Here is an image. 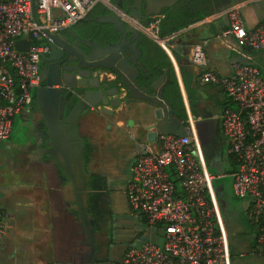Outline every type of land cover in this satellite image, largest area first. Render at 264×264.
<instances>
[{"label": "built area", "instance_id": "obj_1", "mask_svg": "<svg viewBox=\"0 0 264 264\" xmlns=\"http://www.w3.org/2000/svg\"><path fill=\"white\" fill-rule=\"evenodd\" d=\"M102 6L123 23L160 44V21L145 26L114 0H0V145L13 132L15 117L31 104L40 87V63L53 38ZM226 35L240 49L264 54V22L249 29L239 7L227 9ZM26 41L27 50L17 42ZM190 61L205 85L221 86L235 105L221 116L228 154L237 168L227 175L209 172L201 137L188 117L187 137L163 136L142 145L130 167L124 196L155 235L129 247L122 264H233L229 234L215 192V181L229 177L235 197L249 201L248 219L264 246V81L260 70L236 64L232 76L206 68L205 46L192 48ZM9 214L0 209V248L9 231ZM247 257L242 253L240 258Z\"/></svg>", "mask_w": 264, "mask_h": 264}, {"label": "crops", "instance_id": "obj_2", "mask_svg": "<svg viewBox=\"0 0 264 264\" xmlns=\"http://www.w3.org/2000/svg\"><path fill=\"white\" fill-rule=\"evenodd\" d=\"M114 2L118 5L116 1ZM96 7L86 18L89 19V22H93L105 9L102 6ZM231 7L240 8L249 29H254L264 22V0H232L229 6L218 10L213 15L197 21L171 36L164 37L174 40L175 45H170L168 40L166 42L163 40L166 46L165 50L158 44L167 55H170L171 65L162 71L166 72L170 69L171 74L176 77L178 83L179 89H175L173 84L169 86V100L177 116L184 118L186 121H188L189 115L193 118L192 121H194L196 130L201 137L203 148L215 155L214 158L212 157V164L223 171L227 168L232 171L233 164L231 156L228 154V144L222 130L221 116L226 109L235 108V105L227 97L221 86L205 85L199 81L200 69L192 65L190 55L195 45L202 44L205 46L206 68L209 71L221 77H226L233 75L236 64L253 65L260 70L264 81V54L240 49L236 39L225 34L228 29V18L225 12ZM184 49L189 51L188 55H184ZM171 51H174L175 57L171 54ZM179 93L183 104L180 102ZM154 110L152 105L142 103L127 107L122 106L114 117L105 114L96 117L92 113L83 119V126L79 128L80 133L89 141L88 143L96 146L104 163L105 150L109 143L114 141H119L121 144L126 141L134 142L137 144L134 161L142 153V145L149 143L145 129L154 123ZM17 116L20 118L21 125L27 127L31 119L28 109ZM17 116L13 123V129ZM96 121L98 122L96 123ZM11 137L12 134L2 144L10 146L8 142H10ZM22 146L23 144H16L13 147L21 149L22 155H26L28 162L37 171L36 175H39L41 179L39 187L42 190V195L36 202V207L33 206L31 200L25 197L30 201L34 214L22 230L16 227V224L14 225L16 215L7 212L9 214V231L0 249L9 243L13 252L19 249L24 250V255L22 256L23 261L16 263L12 262L13 259L8 258L7 255L0 253V264H80L77 261L78 259L75 258V254L82 253L84 255L88 252V249L84 242L83 227L77 218L69 212L65 203L63 185L66 179H63L64 177L55 163L35 164L31 162L30 159L34 158V155L30 153L27 147L22 148ZM232 172H221L218 175L223 176ZM129 174L130 168L128 180ZM61 179L64 180L63 183H61ZM222 179L228 180L229 183L226 186L215 188V192L227 232L229 234V227H233L234 232L248 231L250 225L248 223L249 201L234 196L229 177H221L217 180ZM18 190L23 194H28L29 189L20 188ZM228 195L232 196L230 198L235 197L237 199L236 206L233 208L234 212L229 206L228 211L225 209L224 204ZM241 210L245 220L239 222L237 218L241 215ZM240 224H243L245 228L237 230L236 227ZM117 248L121 247L114 245L110 248L108 260L104 264H122L126 249H121L125 251L121 259L119 256L120 262H117L115 260L117 254L115 249ZM103 250L105 252L106 248ZM73 261H77V263Z\"/></svg>", "mask_w": 264, "mask_h": 264}, {"label": "water", "instance_id": "obj_3", "mask_svg": "<svg viewBox=\"0 0 264 264\" xmlns=\"http://www.w3.org/2000/svg\"><path fill=\"white\" fill-rule=\"evenodd\" d=\"M118 6L145 26L160 21L165 7L151 11L146 0H124ZM157 2V0H154ZM96 22L114 27L116 34L105 36V45L99 46L82 39L73 28L68 36L53 38L61 53L56 61L67 63L56 73L48 66L40 73L44 85L35 91L38 111L41 112L47 129V146L40 152L57 165L66 179L63 185L65 203L83 227L88 254L78 253L80 264H102L96 259V243L93 219L89 208L90 175L86 170V141L80 133L79 119L92 113L113 117L115 111L131 104H148L154 107V123L146 127L147 141L156 143L160 135L187 137L189 124L177 116L169 100L170 69L166 71L167 83L161 74L165 64L148 68L143 61L140 47L142 34L123 23L115 15L100 16ZM72 42L77 59H70L65 45ZM168 40L175 45L174 40ZM156 43V42H155ZM26 41L17 42L19 50H27ZM184 49V55H188ZM174 56V51H171ZM170 57V55H167ZM175 57V56H174ZM58 86L60 89H55ZM64 180L61 179V183ZM97 262V263H96Z\"/></svg>", "mask_w": 264, "mask_h": 264}, {"label": "flooded vegetation", "instance_id": "obj_4", "mask_svg": "<svg viewBox=\"0 0 264 264\" xmlns=\"http://www.w3.org/2000/svg\"><path fill=\"white\" fill-rule=\"evenodd\" d=\"M118 4L124 2V0H114ZM147 4L150 6L151 11H156L158 8L165 7L163 11V17L160 18L161 21L164 19L166 14L174 13L177 11L185 10L191 14H202L203 12L210 13V16L216 13L218 10H221L227 6H221L216 10L217 3L216 0H146ZM112 15L109 11H102L100 16H108ZM99 16V17H100ZM161 23V22H160ZM74 31L85 41L90 42L91 44H96L99 46L97 53L100 54V46L105 45V36L107 35H115L116 31L114 27L102 23L96 22V19L93 22H89V19H86L82 23L71 27ZM139 31V30H138ZM140 47L143 50V61L146 63L148 68H153L156 64H163V59L158 54L154 41L146 36L142 31ZM68 36L71 38L69 31H64L58 36ZM72 42L68 40L65 48L70 55V59H77V55L74 54V50L71 47ZM56 43L53 41L49 47V51L43 56L40 63V73H42L48 66H51L50 71L53 73L62 70L64 67L68 68V64H60V61H56L57 57L61 56V53L56 48ZM145 48V49H144ZM150 55V57H148ZM164 77L162 83H167L168 79L166 78V72L161 73ZM170 84L175 85L177 80L174 75H170L169 78ZM44 85L41 83L40 87ZM39 87V88H40ZM55 89H60L58 86ZM133 105V104H131ZM37 99L35 96V92L33 94L32 102L30 106L27 108L30 114V121L26 127L25 133V142L22 148H28L30 153L34 155V158L30 159L31 162L38 164H47L54 163L51 158L48 156L42 157L41 150L47 146V129L44 123L43 116L41 112L38 111L37 107ZM125 107V106H124ZM127 107V106H126ZM26 109V110H27ZM121 109V108H119ZM117 109L116 112L119 110ZM25 110V111H26ZM96 117H100L102 113H94ZM104 115V114H103ZM114 115V116H115ZM87 116H81L79 119V128L83 126L82 121ZM113 116V117H114ZM86 141L87 148V139L84 137ZM85 148L86 155V170L90 175L89 182V208L88 211L93 219V233L94 239L96 243V259L97 262H101L102 264L106 263L109 257L110 248L114 245H118L122 249H128L129 247L141 243V238H139V234L136 232L133 233V237H126L124 233H121L118 227L117 215L120 212V200L122 198L121 191L125 187L128 181V175H119L112 174L109 175L105 171H94L92 169V161L95 160L96 156V146L94 145V151L87 154ZM41 159V160H40ZM134 162V161H133ZM131 162V165L133 164ZM131 167V166H130ZM64 179V178H63ZM65 180V179H64ZM66 182V181H65ZM235 196V195H234ZM232 196L228 195L225 200V209L228 211L229 207L231 209L235 208L237 199L235 197L230 198ZM232 203V204H231ZM229 206V207H228ZM228 207V208H227ZM235 210L233 209V212ZM146 224V223H145ZM141 233V232H140ZM84 242H86L85 234H84ZM104 248H106L104 252ZM88 249V247H87ZM103 250V251H102ZM89 253L88 252L85 254ZM77 259V258H76ZM74 259V260H76ZM79 262V260H77ZM77 261H73L77 263ZM96 262V263H97ZM99 264V263H97Z\"/></svg>", "mask_w": 264, "mask_h": 264}, {"label": "rangeland", "instance_id": "obj_5", "mask_svg": "<svg viewBox=\"0 0 264 264\" xmlns=\"http://www.w3.org/2000/svg\"><path fill=\"white\" fill-rule=\"evenodd\" d=\"M97 122L98 121H96V123ZM25 133L26 127L21 125L20 118L17 116L11 140L8 142L12 147L7 144H2L0 146V208L10 214L13 213L16 215L14 225L16 224V227L21 230L24 229L29 219L34 214L32 205L28 200H31L33 206L36 207V202L41 197L40 195H42V190L39 187L41 179L39 175H36L37 171H35V168L28 162L25 157L26 155H22V150L13 147L16 144H24ZM97 133L102 134L101 132ZM136 150L137 144L132 141H126L122 144L119 141L109 143L105 150V163L99 151L96 150L95 160L92 161V169L94 171H105L109 175H128ZM20 188L29 189L27 192L28 194H23L18 190ZM38 188L39 190L37 191ZM121 196L120 212L117 215L118 227L121 233H124L126 237H133V233L136 232L140 235L139 238H141V242L154 240L156 238L154 232L147 228L142 216L130 209L123 190L121 191ZM244 228L245 226L243 224L236 227L237 230H242ZM121 249L122 248L115 249L117 251L115 260L117 262H120L119 256L121 259L125 251ZM247 250L248 249L244 248L243 251ZM0 253L13 259L12 262L21 263L23 261L22 256L24 255V250L19 249L13 252L9 243L0 249ZM252 262V258L245 257V259L237 260L235 264H252ZM263 263V260L257 262V264Z\"/></svg>", "mask_w": 264, "mask_h": 264}, {"label": "trees", "instance_id": "obj_6", "mask_svg": "<svg viewBox=\"0 0 264 264\" xmlns=\"http://www.w3.org/2000/svg\"><path fill=\"white\" fill-rule=\"evenodd\" d=\"M217 3V9L221 6H229L232 3V0H216ZM100 7V6H97ZM96 7V8H97ZM104 12H106V9H103ZM92 14V13H91ZM210 16V13L203 12L202 14H191L188 13L185 10L177 11L174 13H169L166 14L164 19H162L160 25H159V36L161 38L171 36L174 33L179 32L180 30L189 27L191 24L203 20L207 17ZM88 18V16H87ZM156 46V49L158 51V54L161 56L163 59V64H165L167 67L171 65V62L169 60V57L167 54L160 48V46L156 43H154ZM174 88H178V83L174 85ZM180 102L183 104L182 97L180 96ZM185 116V115H184ZM186 117V116H185ZM94 145L90 144L87 142V148L86 152L89 154L90 152L94 151ZM204 155L207 160L209 172L213 175L220 174L221 172L227 173V172H232L236 170L237 168V162L236 160L231 156V162L233 166V170L230 171V168L225 169V171L221 170L218 168V166L213 165L211 160L214 158L212 153H210L207 149L203 148ZM213 157V158H212ZM236 168H235V167ZM235 168V169H234ZM228 180L222 179V180H217L215 182V188L217 189L219 186H226ZM230 186L232 187L233 184L231 182ZM233 190V189H232ZM241 209V208H239ZM241 215L237 218L240 221L245 220V217L242 215V210H241ZM249 225V230L245 232H234L233 227H229V238H230V245H231V252H232V262L235 264L237 260H242L245 258H240V255L242 253H247V258H252L253 262L252 264H257L258 261L263 260L264 261V246L259 247L257 243V230L256 227L253 226V224L248 221ZM244 248L248 249L247 251H243ZM264 264V263H263Z\"/></svg>", "mask_w": 264, "mask_h": 264}]
</instances>
